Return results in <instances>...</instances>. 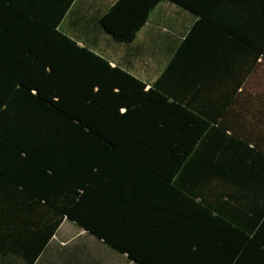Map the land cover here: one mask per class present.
I'll return each instance as SVG.
<instances>
[{
	"label": "trees",
	"instance_id": "1",
	"mask_svg": "<svg viewBox=\"0 0 264 264\" xmlns=\"http://www.w3.org/2000/svg\"><path fill=\"white\" fill-rule=\"evenodd\" d=\"M76 1L0 0V264L67 221L136 264H264V0H114L118 45L194 17L152 83L63 31Z\"/></svg>",
	"mask_w": 264,
	"mask_h": 264
},
{
	"label": "crops",
	"instance_id": "2",
	"mask_svg": "<svg viewBox=\"0 0 264 264\" xmlns=\"http://www.w3.org/2000/svg\"><path fill=\"white\" fill-rule=\"evenodd\" d=\"M114 0H77L63 22L62 29L80 44L89 46L113 65L121 66L138 78L154 81L165 67L168 43L163 20V4L156 23H148L131 45H118L96 23ZM164 12V13H163ZM78 18L82 21H78ZM162 24H161V23ZM36 264H135L127 255L113 250L84 229L65 222Z\"/></svg>",
	"mask_w": 264,
	"mask_h": 264
},
{
	"label": "rangeland",
	"instance_id": "3",
	"mask_svg": "<svg viewBox=\"0 0 264 264\" xmlns=\"http://www.w3.org/2000/svg\"><path fill=\"white\" fill-rule=\"evenodd\" d=\"M163 6L168 8V10L165 11V18L163 20L164 26L166 28V32H163V34L165 35L166 38H171L172 40L177 42V40L179 41L182 38V36L186 34L189 27L194 21V17L190 13L185 12L184 10L180 9L179 7L175 5L164 3ZM157 15H158L157 11H154L150 18L149 23H152V25H154L157 21L155 20ZM94 52L99 54L96 51ZM152 82L153 80L149 81V83H152ZM258 86L264 88V73L263 72H259L256 79L253 80L251 87L254 89V88H257Z\"/></svg>",
	"mask_w": 264,
	"mask_h": 264
},
{
	"label": "water",
	"instance_id": "4",
	"mask_svg": "<svg viewBox=\"0 0 264 264\" xmlns=\"http://www.w3.org/2000/svg\"><path fill=\"white\" fill-rule=\"evenodd\" d=\"M86 232H88L86 229H84ZM89 233V232H88ZM92 236H94V235H92ZM95 238H97V239H99V240H101V241H104V240H102V239H100V238H98V237H96V236H94ZM105 242V241H104ZM132 261V260H131ZM132 262H134V261H132ZM135 263V262H134ZM136 264V263H135Z\"/></svg>",
	"mask_w": 264,
	"mask_h": 264
}]
</instances>
